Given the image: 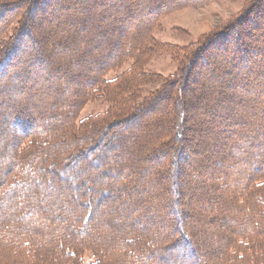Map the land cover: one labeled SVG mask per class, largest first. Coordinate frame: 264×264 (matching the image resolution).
<instances>
[{"label": "rangeland", "instance_id": "obj_1", "mask_svg": "<svg viewBox=\"0 0 264 264\" xmlns=\"http://www.w3.org/2000/svg\"><path fill=\"white\" fill-rule=\"evenodd\" d=\"M256 3L0 0V173L36 172L14 204L0 176V264L264 262Z\"/></svg>", "mask_w": 264, "mask_h": 264}, {"label": "trees", "instance_id": "obj_2", "mask_svg": "<svg viewBox=\"0 0 264 264\" xmlns=\"http://www.w3.org/2000/svg\"><path fill=\"white\" fill-rule=\"evenodd\" d=\"M262 1H264V0H259V3L253 4V6H255V16H252V15L250 16L249 15V13L252 12V10H251L252 7H251V8H249V11H248L249 13L248 12L245 13V17L243 16V18H245V20H250V21L253 20V22H255V21H257L256 20V16L257 15H261V16L264 17V13L262 12V11H264V2L262 3ZM243 18H241V20H243ZM241 29H243V28H241ZM244 29H246V28H244ZM253 52L258 54L259 49H253ZM27 144L28 143H24L23 144L24 147ZM28 146H29V144H28ZM20 163L17 162V164L15 166H12V168H9L3 174L0 173V176L2 175V177H3L2 178L3 185L8 186V188H9L8 192H2L3 196H5V198H8V201L11 200V203H13V204L16 203V201H17L16 200L17 197L15 198V196H16V193H18V192L22 193L24 195V197H26V198L28 196H30V198H31V184L36 183V176H35L36 172H35V170L33 172L31 171V174L29 173L30 170L28 168H23L21 170L20 167H21L22 164H20ZM73 165H75V163ZM27 166H29V164H27ZM33 169H35V168H33ZM38 171L41 172L42 168L39 167ZM263 185H264V181H259V182L256 181V184H255L256 187H262ZM28 203L30 204L31 201H29ZM82 215H83V212H80L79 216L77 217L78 221L82 218ZM89 218H90V213H88L87 215L84 216V219L82 220L83 223L84 224L87 223ZM29 234L31 235V231H29ZM137 238L138 239L134 240L135 249H131L130 248V250L124 251V254L126 256H124L123 259H127L128 258L129 262L132 263V264H137L139 262V260H141V258H144L146 262L149 261V259H148L149 257L148 256L146 257L145 253H144V248L142 246L143 243L141 242L142 241L141 236H139ZM16 239H17V241L20 240L19 242H16V243L17 244L18 243L21 244L22 243L21 239H23V237L22 236L20 238L17 237ZM136 241H139V242L136 243ZM180 241L181 240L179 239V242L177 243L178 244L177 246H178V248L181 247V249L179 248V250L181 251L182 255H187L188 256L189 254H191L193 256V254H194L193 245H190V244L186 245V243L184 245V243H181ZM74 242H76L74 244L77 246L78 242L77 241H74ZM132 242H133V240L131 238H129V239L127 238L124 245H126V247H127V245L132 244ZM245 243L246 242L244 241V239H242V238L239 239V244L240 245L241 244H245ZM26 244H27V242H26ZM26 244H25V241H23V246H27ZM245 245H248V244H245ZM67 247L68 248L65 249L66 255L68 257H72L74 260H77V261H78V259H76V257H78L79 260H80L79 263H81V259H83L81 254L77 255L76 252L71 249V248H73V241L72 240H71V243H69V246H67ZM63 249H64V246H63V244L61 242L58 243V241H57V242H55L53 244V250H63ZM189 250H191V253L189 252ZM130 256H132V258L134 256L133 261H131ZM248 256L250 257L251 255H248ZM263 256L264 255L260 256V254L257 253L253 258H255V259L259 258V260H261L262 258H260V257H263ZM245 257L246 256L243 253H241V254L238 255L237 258L239 260H241V261H244V264H254L253 261L249 262L248 260H246ZM77 261H75V262L77 263ZM145 261H143V262L141 261V262L145 263ZM95 264H97V263L95 262ZM121 264H123V263H121ZM188 264H190V263H188ZM191 264H200V262L198 261L197 257H194ZM262 264H264L263 261H262Z\"/></svg>", "mask_w": 264, "mask_h": 264}]
</instances>
